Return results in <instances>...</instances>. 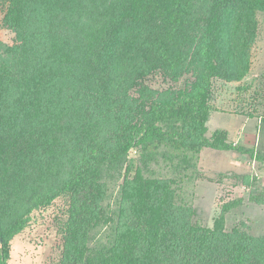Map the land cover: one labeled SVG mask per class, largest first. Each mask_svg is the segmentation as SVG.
Here are the masks:
<instances>
[{"label":"trees","instance_id":"trees-1","mask_svg":"<svg viewBox=\"0 0 264 264\" xmlns=\"http://www.w3.org/2000/svg\"><path fill=\"white\" fill-rule=\"evenodd\" d=\"M113 1L117 13L111 17V31L126 21L137 25L162 20L165 27L158 26L146 45L166 66L179 68L185 57L175 58L173 47L185 34L193 0H121V5ZM232 1L249 11L239 21L240 27L232 19L231 39L237 46L245 39L247 21L254 19V13H264V0H217V20L207 36V65L200 88L159 104L149 120L133 126L131 136L115 146L100 134L105 128L97 129L100 136L90 139L84 156L65 175L54 180L44 172L41 180L32 181L35 168L29 176L18 175L23 166L17 155L29 158L33 139L39 142L44 132L53 130L57 121L53 115L66 108L62 109L63 102L59 105L65 74L61 39L57 40L60 20L88 14L84 8L93 2L97 22L105 0H0L7 4V25L18 34L13 47L0 44V190L9 184L25 188L15 196L22 213L11 222L2 218L10 194L3 193L0 199V264L9 263L12 241L31 224L34 211L50 207L57 199L66 202L61 264H264V236L249 235L241 228L225 231V213L241 206L243 199L224 205L216 229L200 227L187 218L190 210L174 202L172 181L176 180L158 178L152 172L159 154L155 143L174 147L172 156L187 170L196 169L190 152L198 154L203 142L216 149H236L224 140L202 136L213 110L212 80L227 66L225 29ZM247 50H241L246 52V62ZM237 58L232 60L238 67ZM136 148L141 154L133 158L131 150ZM112 186L121 201L110 210L114 212L110 218L103 210L113 195Z\"/></svg>","mask_w":264,"mask_h":264},{"label":"rangeland","instance_id":"rangeland-1","mask_svg":"<svg viewBox=\"0 0 264 264\" xmlns=\"http://www.w3.org/2000/svg\"><path fill=\"white\" fill-rule=\"evenodd\" d=\"M95 5L89 2L84 8L88 14L77 13L73 21L65 16L60 20L57 40L61 39L65 60L61 68L65 74L59 105L63 102L62 109L66 108L53 115V120L57 119L53 130L44 132L39 142L33 139L34 151L29 158L17 155V162L23 166L17 170L19 176H29L35 168L32 181L41 180L44 172L57 180L84 156L90 139L100 136L97 129L105 128L100 134L115 146L131 136L133 126L149 120L159 104L203 84L207 65L204 49L217 20V0H193L185 34L173 47L175 58L185 57L177 69L166 66L146 45L158 26L165 27L162 20L137 25L126 21L111 31L117 4L105 0L97 22ZM6 7L0 2V44L13 47L18 43V34L5 21ZM248 13L232 1L225 29L227 66L212 80L213 110L202 133L207 140H224L236 149H216L203 142L198 154L190 152L196 169L187 170L179 158L172 156L176 153L174 147L155 143L159 154L152 172L155 177L176 180L172 181L174 202L191 211L186 215L192 224L216 229L224 205L243 199L241 206L225 213V231L241 228L249 235L264 236V13H254V19L247 21L241 45L231 39L232 19L240 27L239 21ZM247 48L248 62L246 52L241 51ZM232 57H238V67ZM140 154L138 148L131 150L133 158ZM9 185L0 190V199L3 193L10 194L2 218L11 222L22 213L15 196L25 188ZM109 188L113 195L103 214L111 218L114 212L110 210L119 205L121 194L113 186ZM65 204L64 199H57L50 207L34 211L31 224L12 241L8 264H61Z\"/></svg>","mask_w":264,"mask_h":264}]
</instances>
